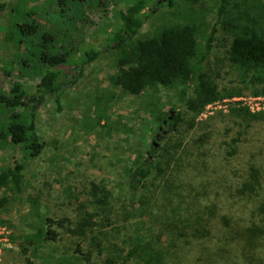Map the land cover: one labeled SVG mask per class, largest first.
<instances>
[{"label": "rangeland", "instance_id": "rangeland-1", "mask_svg": "<svg viewBox=\"0 0 264 264\" xmlns=\"http://www.w3.org/2000/svg\"><path fill=\"white\" fill-rule=\"evenodd\" d=\"M53 1L0 0V3L7 4L6 9H0V91L9 94L12 85L19 81L31 93L45 68L37 63L40 49L34 45L39 42L40 34L35 37V34L23 35L15 31V42H7L6 33L10 26L25 19L23 11L27 9L24 3L32 5V12L43 30L57 33L58 40L49 41L48 47L54 51L63 45L62 49L69 52L73 68L81 64L87 50L100 49L101 53L83 66L82 75L75 83L65 88L60 105L48 97L40 105L37 129L44 142L40 155L30 157L20 144L0 141V171L21 165L24 173L22 192L12 193L9 202L0 206V235L6 237L1 245L0 264H57L58 256L71 254L78 241L58 225H54L59 233L57 241L47 243L40 256L31 255L32 263L27 262L21 245L25 234L42 225L46 217L66 218L75 222L84 207H91L95 185L106 186L110 192L113 214H110V224L105 228L107 235L110 241L121 237L124 234L123 225L126 227L130 222L126 216V205L131 203L129 173L134 163L147 155L153 141L158 143L159 152L165 151L166 146L180 144L177 149L183 161L179 164L183 172L177 173L176 179L183 185L190 183L188 190H196L193 194L198 193L196 198L200 199L196 203L203 206L216 201L218 215L228 211L230 202L234 208L239 205L241 209V201L237 205L234 199L218 198L215 188L208 194L203 193L210 187L204 186L201 181L209 176L218 178L225 174L235 185L247 173L251 163L264 165V118L247 127L240 118L229 114L237 101L226 97L208 104L197 117V124L190 127V116L185 114L184 100H180L181 83L156 85L139 95L129 94L121 87L114 86L109 76L117 70L115 65L119 53L109 46L111 42L107 36L117 22L118 11L137 0H86L71 4V10L64 17L51 12L56 8ZM146 1L145 10L154 7L153 0ZM177 2L173 8L166 4L152 8L153 12L137 38H146L164 25L189 20L199 24V42L204 44L205 33L217 22L219 1L204 0L198 4L183 0ZM232 3L241 5L243 9L248 8L253 14L259 11L264 13V0H232ZM45 12L52 13L53 17L44 15ZM217 28L213 48L205 61V71L216 79L223 91L238 85L240 72L228 58L232 35L220 24ZM17 41L24 42L18 45ZM23 59L31 66L22 70ZM192 93L191 86L188 95ZM241 95L247 97L249 92L244 90ZM162 111L182 112L185 122L180 123L176 130L169 131L171 125L160 120ZM240 132L242 142L238 143V152L235 156H229L228 143L239 137ZM157 133L163 136L156 139ZM202 160L208 165L205 174L196 170V163ZM156 174V171L153 172L151 179ZM164 179L160 177L156 185H161ZM143 185L151 188L150 180ZM145 189L139 192L148 193V189ZM237 213L235 216L243 215L241 210ZM219 221H213L216 225L213 229H217L213 230V234L223 235L226 229L217 227L220 226ZM116 228L122 232L117 233ZM81 245L86 248L87 242ZM106 245L109 246V243ZM206 245H211L209 252L216 250L210 242L193 241L183 246L180 249L183 264H209ZM223 247L227 246L224 244ZM240 248L235 246L230 251V255H238V259L230 257L232 264H245ZM97 253L95 248L93 261L103 264L105 254ZM262 254L259 257L264 259V249Z\"/></svg>", "mask_w": 264, "mask_h": 264}, {"label": "trees", "instance_id": "trees-1", "mask_svg": "<svg viewBox=\"0 0 264 264\" xmlns=\"http://www.w3.org/2000/svg\"><path fill=\"white\" fill-rule=\"evenodd\" d=\"M85 1L55 0L53 3L56 8L51 12L64 17L71 10V4ZM183 1L198 4L204 0ZM218 1L217 22L205 33L204 44L199 42V24L189 20L164 25L146 38H137L151 16L152 8L165 4L173 8L177 5V0H153L154 7L147 10L146 0H137L124 6L118 11L117 22L107 36L111 42L109 46L119 53L115 65L117 70L109 76L111 84L121 87L129 94L139 95L149 87L181 83L180 100H184L185 114L190 116V127L197 124V117L208 104L226 97L241 96L244 90L256 96L264 95V13L259 11L253 14L248 8L243 9L241 5L232 3V0ZM24 5L27 9H23L25 19L10 26L6 33L7 42H15L16 32L23 35L35 34V37L40 34L39 42L34 45L40 49L39 56L36 57L37 63L45 68L31 93L19 81L12 85L9 94L0 91V141L20 144L26 154L37 157L44 148L37 129L40 105L47 97L60 105L65 88L79 79L83 66L96 59L101 50H87L81 64L73 68L69 52L62 49L63 45L54 51L48 47L49 41L58 40L57 33L43 30L32 12V5ZM6 7V3H0L1 10ZM52 13L43 14L53 17ZM218 24L232 35L228 58L240 72L238 85L223 91L216 79L205 71V61L213 48ZM23 42L16 43L21 45ZM30 66L23 59L20 68L23 70ZM7 73L10 74L8 71ZM191 86L193 93L188 95ZM229 114L240 118L247 127L264 118V110L252 111L241 101L231 107ZM159 117L163 123L171 125L169 131L176 130L180 123L185 122L182 112L162 111ZM241 134L240 132L239 137L228 143L229 156L237 154L238 143L242 142ZM157 146L158 143L153 141L147 155L140 157L129 173L131 203L126 205V216L130 222L126 227L123 225L124 234L121 237L110 241L105 230L110 224V214H113L110 192L106 186L95 185L94 199L90 200L91 207H84L75 222L66 218L46 217L42 225L25 234L21 246L27 262L32 263L31 255L40 256L47 243L57 241L59 233L54 225H58L78 242L71 254L57 257V264H95V248L97 254H105L103 264H183L180 249L193 241L210 242L212 248L216 247L211 253V245H206L209 264H232L230 257L238 259V255L229 254L235 246L241 247L245 264H264V259L259 257L264 249V165L251 163L247 173L235 185L225 174L218 178L209 176L201 181L204 186L210 187L203 193L208 194L215 188L218 198L226 197L225 200L229 201L234 199L237 205L241 201V209L239 205L234 208L230 202L228 211L218 215L216 201L203 206L196 203L200 200L196 198L198 193L193 194L196 190H188L191 188L190 183L183 185L176 179L177 173L183 172L182 166H179L183 161L179 158L177 149L180 144L166 146L162 152H159ZM196 170L205 174L208 165L203 160L198 161ZM155 171L157 174L151 179L150 176ZM212 172L213 170L211 174ZM160 177H165L162 180L163 186L156 185ZM23 178L21 165L9 166L0 171V206L9 202L12 193L22 192ZM146 180H150L151 188L143 185ZM142 188H146V191L148 189V193L141 194L139 190ZM240 210L243 215L235 216ZM215 219L220 220V226L217 227L223 226L226 229L223 235L213 234V230H217L213 229L216 227L213 223ZM121 232L117 229V233ZM12 239L14 240L13 235ZM86 242L85 248L81 243ZM107 243L109 246H105ZM224 244L227 247H223Z\"/></svg>", "mask_w": 264, "mask_h": 264}, {"label": "built area", "instance_id": "built-area-1", "mask_svg": "<svg viewBox=\"0 0 264 264\" xmlns=\"http://www.w3.org/2000/svg\"><path fill=\"white\" fill-rule=\"evenodd\" d=\"M230 100H234V101H241V103L243 105L248 106L252 111H259V110H264V97H262L261 95L259 96H255V95H251L249 94V96H238V97H233V98H229ZM254 102V103H253ZM255 104V105H253ZM6 241V237H2L0 235V253L2 251V243Z\"/></svg>", "mask_w": 264, "mask_h": 264}, {"label": "flooded vegetation", "instance_id": "flooded-vegetation-1", "mask_svg": "<svg viewBox=\"0 0 264 264\" xmlns=\"http://www.w3.org/2000/svg\"><path fill=\"white\" fill-rule=\"evenodd\" d=\"M161 136V133H157V135L155 136L156 139H158Z\"/></svg>", "mask_w": 264, "mask_h": 264}]
</instances>
